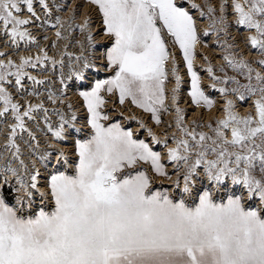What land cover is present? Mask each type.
Here are the masks:
<instances>
[{"label": "snow or ice", "instance_id": "obj_1", "mask_svg": "<svg viewBox=\"0 0 264 264\" xmlns=\"http://www.w3.org/2000/svg\"><path fill=\"white\" fill-rule=\"evenodd\" d=\"M0 264H264V0H0Z\"/></svg>", "mask_w": 264, "mask_h": 264}, {"label": "built area", "instance_id": "obj_2", "mask_svg": "<svg viewBox=\"0 0 264 264\" xmlns=\"http://www.w3.org/2000/svg\"><path fill=\"white\" fill-rule=\"evenodd\" d=\"M43 42V41H42ZM184 99H185V97L183 96V94H182V99H181V105L183 106V104H184ZM189 115H191V113H189Z\"/></svg>", "mask_w": 264, "mask_h": 264}, {"label": "bare ground", "instance_id": "obj_3", "mask_svg": "<svg viewBox=\"0 0 264 264\" xmlns=\"http://www.w3.org/2000/svg\"><path fill=\"white\" fill-rule=\"evenodd\" d=\"M212 38L210 37V40H211ZM210 42V41H209ZM201 51H205L203 48H201ZM246 55H247V52L245 53ZM214 61H215V59H214ZM181 71H182V73H183V68H181ZM186 78V77H185ZM207 81H205V83H206Z\"/></svg>", "mask_w": 264, "mask_h": 264}, {"label": "rangeland", "instance_id": "obj_4", "mask_svg": "<svg viewBox=\"0 0 264 264\" xmlns=\"http://www.w3.org/2000/svg\"><path fill=\"white\" fill-rule=\"evenodd\" d=\"M207 39H208V40L211 42V40H210V37H208ZM213 62L215 63V61H214V60H213Z\"/></svg>", "mask_w": 264, "mask_h": 264}]
</instances>
